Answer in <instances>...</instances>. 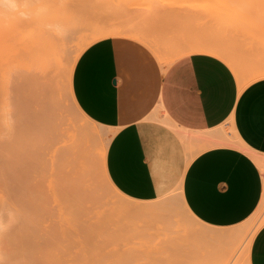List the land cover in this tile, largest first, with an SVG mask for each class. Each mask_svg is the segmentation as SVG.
Returning <instances> with one entry per match:
<instances>
[{"label":"rangeland","instance_id":"374dc122","mask_svg":"<svg viewBox=\"0 0 264 264\" xmlns=\"http://www.w3.org/2000/svg\"><path fill=\"white\" fill-rule=\"evenodd\" d=\"M13 1L12 13H0V264H110L119 255L129 256V264H222L227 259L248 264L249 244L264 223V201L239 223L213 226L185 210L176 188L157 198L135 199L110 181L104 153L111 129L85 115L71 94L75 60L104 36L89 40L59 68L61 115L40 135L16 129L6 105L3 71L12 53L10 19L60 8L69 18V39L95 30L112 29L113 35L140 28L161 64L176 58L171 48L199 44L216 49L214 54L230 64L241 82L247 78L245 66L264 65V0ZM33 38L21 40L16 69L28 119L40 105ZM211 132L227 133L236 141L227 121ZM72 134L83 139V151L73 154L62 147ZM82 153L89 172L80 164ZM165 197L169 202L164 207H152ZM220 231L225 233L214 234Z\"/></svg>","mask_w":264,"mask_h":264},{"label":"crops","instance_id":"0c3cea01","mask_svg":"<svg viewBox=\"0 0 264 264\" xmlns=\"http://www.w3.org/2000/svg\"><path fill=\"white\" fill-rule=\"evenodd\" d=\"M143 32L128 27L92 42L71 72L76 105L111 129L110 181L135 199L157 198L180 184L199 220L213 226L243 221L264 196V171L252 155L264 157V77L240 90L230 64L210 52L161 64ZM226 121L244 147L207 143ZM248 257V264H264V223Z\"/></svg>","mask_w":264,"mask_h":264},{"label":"bare ground","instance_id":"6f19581e","mask_svg":"<svg viewBox=\"0 0 264 264\" xmlns=\"http://www.w3.org/2000/svg\"><path fill=\"white\" fill-rule=\"evenodd\" d=\"M12 7H14L13 0H0V13L5 10H10L11 12ZM13 19H10L9 24L11 28V38L9 40V47L10 51L12 50V53L6 56L3 71V77L6 80V105L8 108V112L11 114V117L14 118V124L16 125V129L21 127L23 130L29 133V136L33 134L40 135L42 133H45L47 129L50 128L53 119L61 115L60 111L57 110L60 100L59 95H57L56 91V75L58 74L59 68L64 67L66 63H68L74 56L76 57V54L79 52V50H81L84 45L89 42V40H93L95 38L97 39L101 36H107L111 33H114V30H95L90 34H79V36L76 37L75 40L69 39V28L66 26V23L68 22L69 18H65L63 16V13H61L60 8L53 9L50 12L45 11L44 14H40L38 16H35L34 14L33 16H31V14H29L28 17H22L19 18V20H17V18H15V20ZM30 21L33 23H30ZM115 31L116 33L120 32V30ZM28 36L34 37L32 39V43L34 45L35 50L34 88L36 87L37 90V92L35 91V93H38V96L36 95V97L40 99V105L35 108L36 110L32 109L33 111L31 110L29 112V114H31V116H29V119L25 118L26 114L22 107V100L17 92L19 84L16 70L20 42L23 38ZM139 36L140 38H144L141 34H139ZM170 51V55H177L176 57L190 52L217 53L216 49L202 46L199 44H191L188 46H184L183 48H180L177 45L174 49L171 48ZM243 72H245L247 78L239 82L240 90L251 81L260 77H264V65H248L247 68L246 66L244 67ZM231 130L234 135V139L236 140L235 143L231 142L230 135H228L227 133H223L221 135H212L208 138L207 143L235 144L244 147V143L238 137L233 127L231 128ZM80 140L82 143L83 139H80V137H78V134H72L68 138V141L63 142L61 145L63 148L68 149V151L73 152L74 154L81 149ZM188 144H190V142H188ZM83 150L84 148L80 151ZM252 155L258 161L261 169L264 171V157L261 158L255 153H252ZM83 156L84 153H82L81 155L82 159L80 160V164L84 171H88L87 158H83ZM175 188L178 189L181 195L185 210L194 218H196L184 202V199L182 197L181 185L178 184ZM263 201L264 196L261 202ZM167 202H169V198L165 197L159 202L153 204L152 207L155 209H159L164 207ZM224 233L225 232L220 231V233L214 234L218 236V234L223 235ZM226 233H232V231L228 230L226 231ZM247 254L249 256V250ZM247 259L249 260V257H247ZM230 260L231 259H227L222 264H229ZM211 262H208L207 260H202L197 264H213ZM129 263L130 257L124 255H119L110 260V264Z\"/></svg>","mask_w":264,"mask_h":264}]
</instances>
